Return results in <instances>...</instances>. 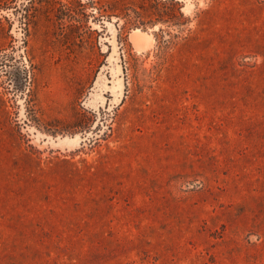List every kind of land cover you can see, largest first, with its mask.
Returning <instances> with one entry per match:
<instances>
[{"label":"rangeland","instance_id":"rangeland-1","mask_svg":"<svg viewBox=\"0 0 264 264\" xmlns=\"http://www.w3.org/2000/svg\"><path fill=\"white\" fill-rule=\"evenodd\" d=\"M175 1L181 31L147 23L153 0H0L20 150L113 177L109 233L35 240L0 208V264H264V0ZM159 30L181 41L164 64ZM11 149L0 131L2 185Z\"/></svg>","mask_w":264,"mask_h":264},{"label":"trees","instance_id":"trees-1","mask_svg":"<svg viewBox=\"0 0 264 264\" xmlns=\"http://www.w3.org/2000/svg\"><path fill=\"white\" fill-rule=\"evenodd\" d=\"M153 15L148 16L147 23H167L169 27L183 28L190 19L181 12L179 2L175 0H153ZM163 8H165L163 10ZM164 17V18H163ZM126 23H135L127 18ZM193 31H191L192 33ZM164 38L163 30H159V51L161 64L167 60L168 54L180 47L178 35ZM192 34L184 38L181 45L187 44ZM137 69L134 73H137ZM0 117L6 118V125L0 128L1 136L11 146L8 157L4 185L0 190L7 197L8 204H0L5 213L9 211L18 213H34L35 218L7 220V226L14 235L29 237L39 240L42 234L48 233L50 237H70L71 233L77 235H91L109 233L108 222L110 211L106 204V197L113 177L107 171L104 158L94 164L82 160L80 165L69 160H58L50 165H42L32 146L20 150L24 135L21 133L20 124L11 118L0 106ZM16 166V167H15ZM2 213V212H1Z\"/></svg>","mask_w":264,"mask_h":264},{"label":"bare ground","instance_id":"bare-ground-1","mask_svg":"<svg viewBox=\"0 0 264 264\" xmlns=\"http://www.w3.org/2000/svg\"><path fill=\"white\" fill-rule=\"evenodd\" d=\"M144 34H145V32H141L139 29H136L135 30V34H134L133 38H134V40H135V42L137 44H141L142 43V41L144 39L143 38L144 37ZM148 36H151V35H148Z\"/></svg>","mask_w":264,"mask_h":264}]
</instances>
